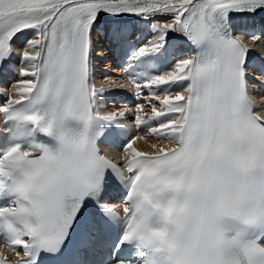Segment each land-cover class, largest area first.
Returning <instances> with one entry per match:
<instances>
[{
    "label": "snow or ice",
    "instance_id": "obj_1",
    "mask_svg": "<svg viewBox=\"0 0 264 264\" xmlns=\"http://www.w3.org/2000/svg\"><path fill=\"white\" fill-rule=\"evenodd\" d=\"M262 15L264 0H0V77L16 76L0 84V239L15 264H264ZM245 18L251 43L234 32ZM102 21L123 75L98 87ZM119 91L134 108L104 111ZM128 114L143 135L126 138ZM113 135L122 167L100 147ZM149 137L166 145L135 146Z\"/></svg>",
    "mask_w": 264,
    "mask_h": 264
},
{
    "label": "bare ground",
    "instance_id": "obj_2",
    "mask_svg": "<svg viewBox=\"0 0 264 264\" xmlns=\"http://www.w3.org/2000/svg\"><path fill=\"white\" fill-rule=\"evenodd\" d=\"M254 23H255V25H256L257 27H259L260 25L264 24V15H262V16H257V17L255 18ZM249 26H250V22L247 21V19L245 18V19H243V20H238L237 23L234 25V29H235V31L240 35V32H241L242 30H246ZM101 27H102V28H107V27H105V26H101ZM240 36L245 40L246 43H251V41L249 40V38H248L247 36H243V35H240ZM94 37H95V39L97 40L98 45H100L101 42H105V41H104L105 39H103V37H101V36L99 35V33L97 32V30H95V32H94ZM21 44H22V42H21ZM21 44H18L17 47H18V48H21V50H22ZM103 44H105V43H103ZM179 45H182L181 49H183V48H184V49H188L187 46L189 47V45L184 44V43L178 41V42H177V46H179ZM101 48H103V45H101ZM181 49H179V51H180ZM107 53H108V52L105 51V56H106V58H107V57L110 58V56H109ZM186 53H187V52H186ZM188 55H190V53H189ZM257 60H264V45H261L260 48L257 50V52H255V53L252 54V57H251V61H252V63L254 64V62L257 61ZM104 61H106V60H104ZM102 63H103V62H102ZM11 64H13V65H19V58H18V57H17V58H14V59L12 60V63H11ZM104 69H105V68H104ZM106 69H110V70H111V74H112V76H120V75H118V74L116 75V74L113 73V72L115 71V69L112 67L110 61L107 63V65H106ZM106 69H105V70H106ZM6 74H9V75H11V76H15V73H12V72H10V71L7 72V73H5L4 75H6ZM98 74H100V73L96 71V84H97L98 87H99L101 84H106V83H107V80H108L109 78L112 77V76L104 77V78H103V77H99L100 79H98V76H99ZM258 90H259V94H258V95H259V96L261 95L260 97L264 96V94H262V93L264 92V88H260V89H258ZM260 90H261V91H260ZM125 92H126V91L113 92V93L110 94L108 100L111 99L113 96L123 95ZM260 97L256 99V103H257V104H260V105H262V107H264V102L261 101ZM108 100H107V102H108ZM122 101H123V100H122ZM120 102H121V101H120ZM119 104H125V103L122 102V103H119ZM125 106L133 107V106H130V105H128V104H125L124 106L119 107V108H123V107H125ZM117 108H118V106L113 105L112 107H110L109 104H106V107H105L104 111H106V112H110V111H114V110H116ZM133 108H134V107H133ZM147 108H150V107H146V106H145V109H147ZM258 112H260V114L264 115V111H262L260 108H258ZM129 115H132V114H129ZM141 135H143V134H141ZM151 144H165V145H166V141H158V140H155V139H151V137H149L147 142H145L144 140H140V141H137V143H136L135 146H136L139 150H141V151H144V152H151V151H153V149L151 148ZM107 152H108V154H109L111 157H114V158H116V159H118V156L121 157V156L123 155V151L120 152V151H118V150H113V149H112V150H111V149H107Z\"/></svg>",
    "mask_w": 264,
    "mask_h": 264
},
{
    "label": "rangeland",
    "instance_id": "obj_3",
    "mask_svg": "<svg viewBox=\"0 0 264 264\" xmlns=\"http://www.w3.org/2000/svg\"><path fill=\"white\" fill-rule=\"evenodd\" d=\"M180 49H181V48H180ZM181 50H182V49H181ZM105 60H106V59H105ZM97 63H99V65L102 66L103 69H104V68L106 69V63H102V61H97ZM109 76H112V74H111V75H107V76H102V77L104 78V77H109ZM98 79H100L99 76H98ZM121 102H123V101H121ZM110 103H112V102H110ZM119 103H120V102H119ZM116 104H117L116 102L113 103V105L117 106ZM113 105H112V106H113Z\"/></svg>",
    "mask_w": 264,
    "mask_h": 264
}]
</instances>
